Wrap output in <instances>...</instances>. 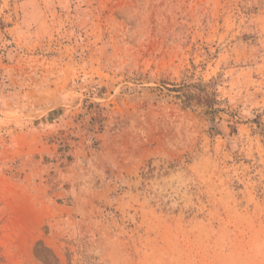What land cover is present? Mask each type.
<instances>
[{
    "label": "rangeland",
    "instance_id": "1",
    "mask_svg": "<svg viewBox=\"0 0 264 264\" xmlns=\"http://www.w3.org/2000/svg\"><path fill=\"white\" fill-rule=\"evenodd\" d=\"M0 264H264V0H0Z\"/></svg>",
    "mask_w": 264,
    "mask_h": 264
}]
</instances>
